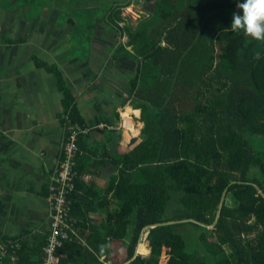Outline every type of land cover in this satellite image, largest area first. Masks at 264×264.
<instances>
[{"label": "trees", "instance_id": "trees-1", "mask_svg": "<svg viewBox=\"0 0 264 264\" xmlns=\"http://www.w3.org/2000/svg\"><path fill=\"white\" fill-rule=\"evenodd\" d=\"M92 1L125 36L109 64L142 126L111 152L118 172L97 202L76 154V235L59 264H264V41L228 29L237 0H144L135 23L120 16L132 0Z\"/></svg>", "mask_w": 264, "mask_h": 264}, {"label": "crops", "instance_id": "crops-1", "mask_svg": "<svg viewBox=\"0 0 264 264\" xmlns=\"http://www.w3.org/2000/svg\"><path fill=\"white\" fill-rule=\"evenodd\" d=\"M92 5V0H0V245L6 249L4 262L12 257L16 264L45 260L48 185L71 124L87 128L77 141L78 154L89 156L92 163L86 167L94 173L85 172L89 178L78 180L92 187L89 193L95 202L99 193L111 195L107 188L118 172L111 152L126 151V142L139 135L140 109L123 102L126 81L115 75L121 67L109 64L125 36L114 32L116 26L105 15V4L102 8ZM68 96L81 121L71 116ZM127 109L133 124L139 123L138 131L130 135L123 116ZM114 207L111 202L107 208ZM90 215L96 221L103 217ZM10 244L17 248L11 249ZM115 244L122 258L124 248L120 242ZM137 245L141 248L135 253L147 254L142 252L147 250L143 241ZM99 260L126 264V260L113 263L104 255Z\"/></svg>", "mask_w": 264, "mask_h": 264}, {"label": "built area", "instance_id": "built-area-1", "mask_svg": "<svg viewBox=\"0 0 264 264\" xmlns=\"http://www.w3.org/2000/svg\"><path fill=\"white\" fill-rule=\"evenodd\" d=\"M86 127H79L71 124L68 127V134L55 169L50 177L48 185L47 200L50 209L49 233L43 246L45 260L43 264H57L61 259L58 253L65 240L76 235L75 219L69 215L70 208L69 194L74 190V180L80 176L74 169L75 158L78 153L77 136L85 132ZM83 179H88L89 174H82ZM11 249L17 248V244H10ZM6 252L5 245H0V264H16L12 257L11 260L4 262L2 259Z\"/></svg>", "mask_w": 264, "mask_h": 264}, {"label": "clouds", "instance_id": "clouds-1", "mask_svg": "<svg viewBox=\"0 0 264 264\" xmlns=\"http://www.w3.org/2000/svg\"><path fill=\"white\" fill-rule=\"evenodd\" d=\"M236 7L239 11L232 14L228 29L264 41V0H237Z\"/></svg>", "mask_w": 264, "mask_h": 264}, {"label": "rangeland", "instance_id": "rangeland-1", "mask_svg": "<svg viewBox=\"0 0 264 264\" xmlns=\"http://www.w3.org/2000/svg\"><path fill=\"white\" fill-rule=\"evenodd\" d=\"M146 8L147 7L144 3V0H132V3L130 5L122 8L120 16L123 17V22H127L129 20H132V22L135 23L137 21H140L143 17L148 15ZM98 15H99V12H98ZM116 38L119 39L120 37H116ZM122 39L123 38H121V40ZM133 125L134 126H132V127H134V129L131 128V126H130V128H126V132H128L129 135L132 134L133 132H135L136 130L138 131V129H139V123L136 122ZM138 248H141V247L137 245L136 249L138 250Z\"/></svg>", "mask_w": 264, "mask_h": 264}, {"label": "bare ground", "instance_id": "bare-ground-1", "mask_svg": "<svg viewBox=\"0 0 264 264\" xmlns=\"http://www.w3.org/2000/svg\"><path fill=\"white\" fill-rule=\"evenodd\" d=\"M129 109L126 110V113L123 114V116L126 118V127L132 126L133 122L132 120L128 117L129 114Z\"/></svg>", "mask_w": 264, "mask_h": 264}]
</instances>
